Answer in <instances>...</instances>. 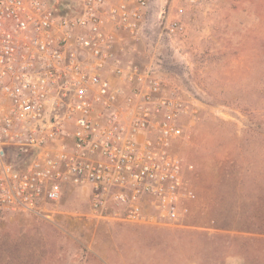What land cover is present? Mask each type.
Masks as SVG:
<instances>
[{
    "label": "built area",
    "instance_id": "2783aa9c",
    "mask_svg": "<svg viewBox=\"0 0 264 264\" xmlns=\"http://www.w3.org/2000/svg\"><path fill=\"white\" fill-rule=\"evenodd\" d=\"M54 1L0 0V214L49 217L72 186L98 217L114 204L138 222L150 206L181 222L193 198L174 149L186 100L133 60L150 0H75L68 15Z\"/></svg>",
    "mask_w": 264,
    "mask_h": 264
},
{
    "label": "rangeland",
    "instance_id": "374dc122",
    "mask_svg": "<svg viewBox=\"0 0 264 264\" xmlns=\"http://www.w3.org/2000/svg\"><path fill=\"white\" fill-rule=\"evenodd\" d=\"M149 4L133 60L186 100L174 149L193 194L188 215L167 224L146 206L149 217L136 222L111 204L98 217L91 194L68 186L49 217L0 214V264H264V208L255 202L264 164V0ZM170 21L179 33L167 34ZM248 166L252 201L241 189Z\"/></svg>",
    "mask_w": 264,
    "mask_h": 264
},
{
    "label": "trees",
    "instance_id": "16d2710c",
    "mask_svg": "<svg viewBox=\"0 0 264 264\" xmlns=\"http://www.w3.org/2000/svg\"><path fill=\"white\" fill-rule=\"evenodd\" d=\"M75 5H76L75 0H55L53 3L54 9H56L57 13L60 15H68V14L74 13ZM31 157L32 156L30 154H21V153H18V154L15 153V154H12L11 156V158L14 161H16L17 164H22L25 161H28L29 159H31ZM252 175H253V170L252 168H249L248 166V168L245 170V173L242 176L243 180L241 182L242 194H243L245 201H252V192L254 190L253 184H252L254 181V178L252 177ZM257 175L262 181L259 182L256 186L255 202L258 208H264V164L262 168L260 169V171L257 172ZM261 229L262 230L259 233L261 235L262 241H264V229L263 228Z\"/></svg>",
    "mask_w": 264,
    "mask_h": 264
}]
</instances>
